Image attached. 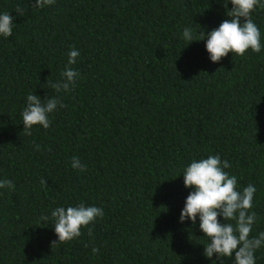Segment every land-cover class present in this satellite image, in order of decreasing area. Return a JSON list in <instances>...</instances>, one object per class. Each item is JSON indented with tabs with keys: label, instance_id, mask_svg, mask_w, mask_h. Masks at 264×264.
I'll return each instance as SVG.
<instances>
[{
	"label": "trees",
	"instance_id": "1",
	"mask_svg": "<svg viewBox=\"0 0 264 264\" xmlns=\"http://www.w3.org/2000/svg\"><path fill=\"white\" fill-rule=\"evenodd\" d=\"M35 3L0 0V13L15 18L12 36H0V181L15 185L0 188V264H234V253L204 255L199 217L180 221L192 191L184 169L219 155L238 190L255 185L250 235L264 232V47L214 63L206 41L182 37L186 27L198 38L230 19L231 0L227 9L223 0ZM252 19L264 44V8ZM73 47L79 76L57 93L51 85L64 81ZM30 93L64 107L27 135ZM74 156L85 171L72 167ZM81 203L103 217L91 235L82 228L52 248V211ZM255 260L264 264V245Z\"/></svg>",
	"mask_w": 264,
	"mask_h": 264
},
{
	"label": "clouds",
	"instance_id": "2",
	"mask_svg": "<svg viewBox=\"0 0 264 264\" xmlns=\"http://www.w3.org/2000/svg\"><path fill=\"white\" fill-rule=\"evenodd\" d=\"M56 0H36L33 7L43 8L52 5ZM229 0H223V6L228 8ZM231 9L227 10V16L218 28L210 32L204 30L198 38L192 27L183 30L182 37L191 44L193 41H206L205 47L210 54L211 61L220 62L229 53L244 56L250 49L260 53L264 44L261 42V31L252 19V13L257 6L264 8L261 0H231ZM15 11L18 15H24V8L17 5ZM15 18L9 12L0 13V36L5 38L12 36ZM80 52L73 47L68 53V66L61 73L64 81H58L51 85L57 93L71 91L76 83L79 73L71 66L76 63ZM27 106L21 113L24 123V131L31 135V129L40 125L48 129L51 125L49 115L57 106L64 107L58 97L41 99L38 95L30 93L27 96ZM39 150V146H37ZM72 167L85 171L86 166L81 164L78 157H72ZM231 165L227 160H221L219 155H209L207 158L193 160L183 171L184 185L192 189L186 198L185 206L181 211L180 221L191 219L197 222L199 228L205 234L209 242L204 245V255L211 259L214 254L223 260L225 257L234 256V264H256L255 252L264 245V232L258 237L250 234L256 221V213L250 211L256 187L249 184L238 190V181L235 175H230L225 169ZM41 183L47 185L42 179ZM8 187L14 190L15 185L11 180L0 181V188ZM102 208L86 206L84 203L78 206L57 207L51 216L54 219V231L58 236V242H52V248L58 243L72 241L82 235V228L88 226L97 217H103ZM223 217L221 223L219 217ZM47 221L48 216L41 217ZM229 221H234L231 223ZM92 234L91 228H88ZM93 254L99 252L98 248L92 249Z\"/></svg>",
	"mask_w": 264,
	"mask_h": 264
}]
</instances>
